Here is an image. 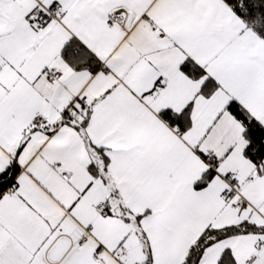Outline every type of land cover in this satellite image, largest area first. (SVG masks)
Instances as JSON below:
<instances>
[{
    "label": "snow or ice",
    "instance_id": "snow-or-ice-1",
    "mask_svg": "<svg viewBox=\"0 0 264 264\" xmlns=\"http://www.w3.org/2000/svg\"><path fill=\"white\" fill-rule=\"evenodd\" d=\"M0 264H264V0H0Z\"/></svg>",
    "mask_w": 264,
    "mask_h": 264
}]
</instances>
